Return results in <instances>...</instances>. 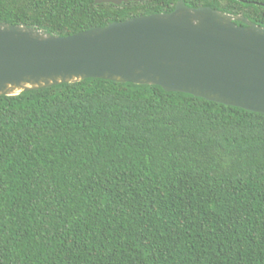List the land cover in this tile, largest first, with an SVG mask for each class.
Segmentation results:
<instances>
[{
    "label": "trees",
    "instance_id": "obj_1",
    "mask_svg": "<svg viewBox=\"0 0 264 264\" xmlns=\"http://www.w3.org/2000/svg\"><path fill=\"white\" fill-rule=\"evenodd\" d=\"M177 1L0 0V22L66 36ZM182 1L264 27V0ZM0 264H264V114L92 78L0 96Z\"/></svg>",
    "mask_w": 264,
    "mask_h": 264
},
{
    "label": "water",
    "instance_id": "obj_2",
    "mask_svg": "<svg viewBox=\"0 0 264 264\" xmlns=\"http://www.w3.org/2000/svg\"><path fill=\"white\" fill-rule=\"evenodd\" d=\"M88 78L157 85L264 114V27L182 0L167 13L66 36L0 22V96Z\"/></svg>",
    "mask_w": 264,
    "mask_h": 264
}]
</instances>
